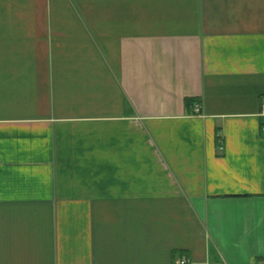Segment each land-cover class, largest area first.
I'll return each instance as SVG.
<instances>
[{
  "label": "crops",
  "instance_id": "0c3cea01",
  "mask_svg": "<svg viewBox=\"0 0 264 264\" xmlns=\"http://www.w3.org/2000/svg\"><path fill=\"white\" fill-rule=\"evenodd\" d=\"M263 98L264 0H0V264H263Z\"/></svg>",
  "mask_w": 264,
  "mask_h": 264
},
{
  "label": "built area",
  "instance_id": "2783aa9c",
  "mask_svg": "<svg viewBox=\"0 0 264 264\" xmlns=\"http://www.w3.org/2000/svg\"><path fill=\"white\" fill-rule=\"evenodd\" d=\"M192 112L195 115L199 114L200 113V106L197 105V104L194 105L193 108H192ZM260 114H261V116H264V98L261 100V103H260ZM261 130L264 132V126L262 127Z\"/></svg>",
  "mask_w": 264,
  "mask_h": 264
}]
</instances>
